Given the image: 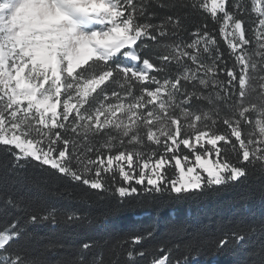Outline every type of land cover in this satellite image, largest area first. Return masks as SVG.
<instances>
[{"label": "snow or ice", "instance_id": "6c2138e0", "mask_svg": "<svg viewBox=\"0 0 264 264\" xmlns=\"http://www.w3.org/2000/svg\"><path fill=\"white\" fill-rule=\"evenodd\" d=\"M0 149V264H181L150 228L54 258L73 246L30 226L84 217L11 189L29 166L121 205L264 177V0H0Z\"/></svg>", "mask_w": 264, "mask_h": 264}, {"label": "trees", "instance_id": "16d2710c", "mask_svg": "<svg viewBox=\"0 0 264 264\" xmlns=\"http://www.w3.org/2000/svg\"><path fill=\"white\" fill-rule=\"evenodd\" d=\"M185 23L189 30H193L202 23L201 16L193 12ZM209 26H212L211 21ZM183 35L187 38L186 33ZM0 158H3L2 149ZM22 171L29 179L15 185L11 194L39 197L48 204L75 211L84 217L72 227L30 226L29 230L40 237L59 238L73 246L57 252L54 258L74 256L75 246L82 241L111 237L114 242L133 230L150 228L153 236L146 239L142 247H171L172 260H179L181 264L186 259L188 264H255L259 260L260 245L264 244V228L261 227L264 225V177L259 173H252L226 186H214L200 195L182 199L157 196L155 200L133 197L121 205L115 195L90 190L67 179L42 182L39 177L44 173L36 172L31 166ZM17 215L23 214L16 212L7 220L11 221ZM4 223L5 218L0 216V227ZM234 231H243L245 240H233L226 247L218 248L216 241L225 234L231 236ZM46 242L42 239L34 246L39 247ZM96 251L92 249L87 256ZM153 254L139 259L138 264H147Z\"/></svg>", "mask_w": 264, "mask_h": 264}]
</instances>
